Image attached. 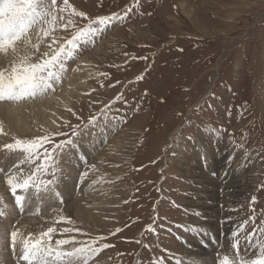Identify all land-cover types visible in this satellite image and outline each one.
<instances>
[{
  "label": "rangeland",
  "instance_id": "1",
  "mask_svg": "<svg viewBox=\"0 0 264 264\" xmlns=\"http://www.w3.org/2000/svg\"><path fill=\"white\" fill-rule=\"evenodd\" d=\"M69 4L67 11L57 13L52 35L58 40L71 33L59 27V17L81 23L72 8L93 17L117 13L118 18L85 42L66 62L67 69L94 49L98 39L112 44L101 59L89 64L87 90L59 107L56 126L39 124L32 131L9 135L4 145L53 131L70 136L71 126H79V135L73 138L78 148H67L66 175L60 159L64 151L57 153L53 192H22L26 196L22 209L14 197L13 203L0 199V211L10 215L8 231L31 218L34 226L18 240L29 233L40 238L52 227V247L61 239L73 242L59 246L65 250L104 237L102 243L111 247L90 257L88 264H222L225 257L228 264H240L259 257L264 247V0H69ZM58 7H63L62 0ZM44 39L28 62H38L51 43V37ZM15 63L20 61L15 58ZM63 84L57 82L53 91ZM90 117L108 126L105 142L100 139L87 147L82 138L92 125ZM116 135L121 139L115 143ZM67 138L54 137L56 142ZM4 145L0 157L8 158L7 163L14 160L2 169L0 179L10 168L15 171L27 164L33 170L39 163L30 160L29 153ZM101 145L115 151H106L103 160L95 161ZM71 150L78 155L75 165L68 163ZM20 159L23 164L16 165ZM87 167L80 181L77 175ZM229 182L244 183L245 191L232 196ZM107 183L113 185L108 187L110 195L94 204L98 207L91 217L88 207L76 202ZM7 189L5 185L0 197L5 192L11 195ZM63 198L71 206L45 219L44 212L63 205ZM224 203L233 204L231 224H225ZM35 214L41 216L39 221ZM0 240V264L27 263H19L22 245L13 250L4 237Z\"/></svg>",
  "mask_w": 264,
  "mask_h": 264
},
{
  "label": "snow or ice",
  "instance_id": "2",
  "mask_svg": "<svg viewBox=\"0 0 264 264\" xmlns=\"http://www.w3.org/2000/svg\"><path fill=\"white\" fill-rule=\"evenodd\" d=\"M63 7H58V0H0V53L11 54L19 59L20 63L12 64L10 72L6 75L5 70H0V101H16L25 97L46 94L48 90H54V85L63 79L67 71L66 62L73 59L78 50L84 47V43L91 40L97 33L102 32L118 18L117 13L110 15L90 16L84 11H77L72 8L71 14L80 18L81 23L72 19L64 20L59 17L62 23L59 27L71 33L67 37H60L59 40L52 33L57 27V13L67 11L71 6L69 0H62ZM51 25V27H45ZM31 33H35L36 43L32 42ZM51 37V43L47 49L38 56V62L31 63L30 55L40 51V43L44 38ZM62 41V42H61ZM23 52L21 56L20 53ZM147 59V57H144ZM137 80L143 79L138 76ZM116 99H120L119 96ZM108 106L105 105V108ZM71 111V109H69ZM96 117L89 118V124H93ZM3 128L0 127V132ZM79 135V126H71V135L63 131H53L50 134L41 135L30 141L16 139L14 143L6 144L4 147L9 150H22L29 153V159L38 161L34 169L27 175L23 169L17 166L16 170L9 169L4 181L8 186L15 203L23 208L25 196L19 195V191L34 189L37 194L41 191L53 192L57 183V153L63 152L66 148H76L78 145L74 137ZM54 137H68L56 142ZM47 145V146H46ZM95 167V166H93ZM0 171H3L0 169ZM50 175L51 179L42 177ZM82 177L87 172L81 174ZM59 196V193H55ZM62 202V199H61ZM5 215L0 211V216ZM55 231L49 227L47 231L40 234V238H34L31 233L28 238H21L18 228L10 232L4 228V238L9 246L15 250L17 245H22L21 258L27 264H88L90 257L96 255L111 245L102 243L104 237H98L91 241V244L82 242V246H73L65 250L59 246L73 243L69 240H57V247H52L50 234ZM119 231V229H117ZM47 237V240L44 238ZM99 247H97V243ZM238 248V242L232 245ZM222 264H228L225 257ZM240 264H264V247L260 249V255L251 261L241 260Z\"/></svg>",
  "mask_w": 264,
  "mask_h": 264
},
{
  "label": "bare ground",
  "instance_id": "3",
  "mask_svg": "<svg viewBox=\"0 0 264 264\" xmlns=\"http://www.w3.org/2000/svg\"><path fill=\"white\" fill-rule=\"evenodd\" d=\"M30 34L32 37V42L36 41L35 40L36 39L35 33L30 32ZM47 44H49V43H47ZM111 44L112 43L110 42V40L98 39L96 44H95L96 47H94V49H92L91 51L85 53L87 55H85L83 58L82 57L79 58L78 61L76 62V65L68 68L67 71L63 74L62 81L64 82V84L61 87L58 86L59 89L57 90V92H54L53 90H48L46 92V94H43V95L38 94L34 97H25V98H22V99L16 100V101H0V127L3 128V131L0 132V145H4L7 142V140L9 139V135H11L12 133H23V132L32 131L33 127L35 125L44 124L47 126V128L53 127L54 125L56 126V124L58 122L57 116L60 113L59 107L61 105L65 106V105L70 104L72 102V98L75 97L78 92H83V91L87 90V86H86L87 80H86L85 74L88 70H90L89 64H91L92 62H97L99 60V58L101 59V57H100L101 54H106L105 51L108 50V47ZM21 53H20V55H21ZM88 55H89V57H88ZM15 58L16 57H14L11 54V52H9L8 54L0 53V70H5L6 75L9 73V70L12 66L11 65L12 62L13 61L15 62ZM93 64H95V63H93ZM107 126H108V123H99V122H95L92 125L87 126L86 129L83 131V133H84V136L82 138L83 143L87 147H89L90 145L98 143L97 140L102 139V141H103L104 140L103 138L105 137ZM120 139H121V136L116 135V137H114L115 143L118 142ZM103 142H105V141H103ZM112 144H114V143L111 142V145ZM107 145H104V146L101 145V148L95 154V158H94L95 161H96V159L98 161L103 160V158H101V156L105 155L104 153L106 151H115V150H109V147H111V146L108 147ZM70 156L72 157V160L68 163L74 164L77 161L78 155L75 154L74 150H71ZM96 157H98V158H96ZM7 159L8 158H6L5 156L0 157V169L4 170V169L8 168L10 166L9 163L14 160V159L10 160V162L7 163ZM60 159L62 161L61 164L63 165L64 174L66 175L67 174V148L64 150V152L60 156ZM16 162H18V163H16V165L17 164L22 165L23 159H20ZM81 165L83 166V164H81ZM92 165H93V163H92ZM14 166H15V164L12 167H14ZM85 166L86 165H84L83 167H85ZM91 166H88V167L91 168ZM88 167L85 168L84 171H81V173L80 172L78 173L79 175H77V179L80 177L79 180L80 181L83 180V178L85 176L82 177L81 174L87 172V170L90 169ZM22 169H23V174L27 175L31 172L32 167H31V165L28 166L27 164H23ZM0 173H2V171H0ZM69 177H71V174H69ZM236 179L237 178H235V180ZM238 180H241V179H238ZM2 181H4V180L0 179V191L5 188V185H7L6 183L2 184L1 183ZM101 182H97V183H101ZM63 183H66L65 185L67 186V177ZM97 183H95V185ZM240 184L242 186L241 188L239 187ZM92 185L93 184H90V186H92ZM110 186H113V185L107 183L105 185L103 184L102 186L94 187V188L90 189L89 191H87V195H85V194L80 195V197L76 203L78 204L81 202L82 207L87 206L88 208L86 209V212L91 214V217H92L94 215L93 212L98 207V206L94 207V204L99 205L100 204V202H98L99 200L107 199L109 197L110 190H112L111 188L110 189L108 188ZM227 188L229 189L230 194L232 196H236L239 193H243L245 191L244 188H246V186L244 185V183H240V182H235L234 184H232V182H229L227 184ZM248 190H246V191H248ZM20 191H21V193H20ZM20 191H19V195H23L22 192H24V191H22V190H20ZM24 194H25V192H24ZM0 199H2V200L5 199L4 202H8V200H10V202L13 203V196L9 195L6 192L4 193V195H2L0 197ZM87 199L90 201H88ZM237 199L233 200V204ZM63 200H64V198L62 199V202H63ZM207 204H209V203H207ZM233 204H226V203L223 204V212L225 214L223 217H224L225 224H231V222H232L233 218L231 215L232 213L230 211V208L232 207ZM70 206H71L70 202L67 203L66 205L63 202V205L56 206V207H54V209L51 208V210L44 212L46 215L44 218L48 220L49 215L53 211L61 210L63 212L66 207L68 209ZM96 214H99V213H96ZM9 216L10 215L7 214V215H5V218L3 220L0 219V236H2V237H4L3 236L4 235V228L6 227L8 222H10V220H8ZM40 218H41V216H39L38 214H35V220L36 221L37 220L39 221ZM32 221H33V219H31V218L26 219V220H20L14 228H18L20 231V234H21L20 236L24 237V235H26V233H27V229L34 226L32 224ZM18 238H19V236H18ZM0 241H2V240H0ZM0 247H2L1 243H0ZM19 261H20L19 263H23V259L20 258ZM2 263L6 264V262H3V261H2Z\"/></svg>",
  "mask_w": 264,
  "mask_h": 264
}]
</instances>
